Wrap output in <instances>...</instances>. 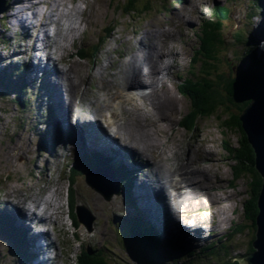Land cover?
Returning <instances> with one entry per match:
<instances>
[{
    "label": "rangeland",
    "instance_id": "1",
    "mask_svg": "<svg viewBox=\"0 0 264 264\" xmlns=\"http://www.w3.org/2000/svg\"><path fill=\"white\" fill-rule=\"evenodd\" d=\"M12 1L13 0H6L7 10L0 15V36L3 35L2 38L0 37V82H2L1 77L4 69L18 70V66L29 67L31 62L35 59L33 52L29 54V51H31L33 47L31 34H29V37H31L30 41L24 40L22 43L23 45L18 46V42H20L26 34L24 31L23 36L20 31L16 33V28L12 25L15 19L11 20L12 18H10V15L14 13L11 7L13 8L16 6L17 8L18 6V8H20L22 3L19 2L14 5ZM33 1L38 2L39 0ZM48 1L49 5L45 4L41 7L46 10V12H50L53 8L54 1L59 0ZM63 1L66 3V6L61 7L58 3L53 13L54 17L52 19L54 21H59V19L62 18L61 23L65 24L64 22H67L66 24H68L69 21L67 20L78 19L76 13H86V18H89V16L92 17L90 23L85 22V24L82 25L78 23L80 26V33L77 36L78 39L75 46L70 47L73 53H79L78 55L72 56L69 60L70 62L77 63L73 66L75 69L73 74H76L78 71L84 72V75L81 74L83 78L87 73L92 75V78H90L76 94V105L71 107V120L74 116L83 118L84 116L91 115L90 113L93 112V110L89 104L93 101L94 94L98 96L104 95L105 91L101 90L102 86L105 87L110 85L113 87V85H119L121 83L122 79L119 71L124 62H127L137 55L142 59L145 54H152L147 52V47L150 44L149 41H166L167 38L164 36V32L168 31L169 34H171L170 37L173 40H169L171 43L167 42L168 45L165 47V54L174 55L173 53L177 52L181 54V59L178 63L179 67L166 73L162 77V80H167L168 84H165L167 86L164 93L165 108L161 115L162 119L158 122L160 129H156L154 135V137L158 139L160 147V150L157 151L158 155L156 154V159L173 172H176L177 167H179L182 162H187L191 159L194 161L193 169L210 175L209 178L211 177L212 180L202 188V192L205 195L201 196L199 198L200 200L194 201L190 210L195 214L194 216H196V213L201 209H207L212 212L214 215V226L210 232L214 233V239L208 237L209 231L206 229L204 231L206 234L205 241L202 243L199 240H193L194 242H198V248L190 253V250H188L190 243L186 240L178 242L179 247L167 244L164 237H156L154 239L155 244L148 243V247L150 248H144V255H141L143 253L138 250L139 247L133 244L134 237L131 236V240L125 241L123 240L125 233L123 232L122 234L118 230V228H120L119 223H123L125 219L118 218L114 220L119 217L122 212H125L123 208V199L120 200V203L117 201V203L121 204L122 211H120L121 208H113V203L112 206L105 204V202L109 201V203H111L113 199L111 198V200L108 201L103 195L87 186L86 181L82 180L80 177H78L79 181L73 186L74 199L78 206L83 205L89 209L94 218V222L91 232L82 225H77V228L74 227V229H71L69 227L71 221L68 218L66 208L67 201L69 202V176L65 173V166L71 164L68 162L63 165V160L72 156L71 152L66 151V149L69 148L63 146L60 136H56V141H58L54 150L56 158L53 159V156L46 154L47 158L44 157L43 160L39 162V166L45 169L43 174L39 175L38 171L34 170L29 162V160L33 158L32 156L36 154V147L39 141L37 133L39 131H42V134L50 133L52 129L49 128L48 125L54 122V118L48 119L46 124L37 120L40 114L37 106L41 105L39 110L43 111L46 98L49 96L51 98L50 102L54 103L53 90L44 84V79L39 78V75L37 77H31L35 82H38L39 78V84L42 90L39 92L38 99H33L31 101L32 109H25L27 112H22V109H17L15 105L9 102V100L14 98V95L10 94V97L3 98V95L0 93V202L14 201L17 203L19 201L30 208L32 207L30 205L31 201L26 203L28 200L34 199L40 201L42 198H46L47 193L54 190L52 187L56 190L58 189L57 204L59 205L52 207V212L54 213L56 211V216L54 219L48 221L53 229V233L49 232L37 239L39 247L44 251L45 248L40 246V243L44 245L46 244L45 241H50L52 245H50L51 250L47 254V257L51 259L57 257L58 261L54 264H78V258L87 247L96 250L97 253H101L106 246L110 248V251L112 249L114 254L115 252L117 253V255L115 254L118 257V261L115 260L116 264H225L228 254H231L232 257H243L246 251L245 248L248 249L250 247V243H252L251 240L253 241L256 232L250 228L248 232L244 231V235L241 232L242 230H239L241 232L239 234L234 232L230 237L229 231L228 234L226 233L230 224L237 223L240 224L239 226L245 223L247 224L246 219L248 218H246L247 212L246 208L244 209V204L252 199L253 193L251 192L252 188L250 186H253V183L251 182L252 185H249V188L246 190H244V188H237L234 185L233 178L231 177L232 173L230 171V158L227 153H224L225 150L223 151L221 148V137H219L220 135L216 128L217 126H221L222 123L214 121L215 118L203 119L199 117L197 119V114H193V112L200 113L197 108L200 105L197 106L192 102L193 99L191 97L194 95L185 97L182 94V90L184 88V83L188 80H191V85L193 86L195 84L196 87L207 84V82L204 83V74L207 65L202 56H200L202 47V43L200 42L202 35L200 32L202 24L214 14L212 10L215 5H218V7L226 6L224 8H226L229 13L227 15V25L225 26H230L229 30L225 28L226 33L223 37L224 40L222 39L220 43L222 55L219 56L220 64H218L219 66L217 67L218 74L226 78L233 77L231 76L232 73H235L233 68L236 67V69H239L240 67L239 64L237 67L233 51L247 52L248 47L244 49V47L241 46V48L239 45L234 44L232 37L237 31H245L246 36L251 34L250 38L252 39V45L255 48L259 47V51L263 54L264 59V0H231L232 2H226V0H179L178 3L174 4L173 2L175 0H138V5L135 6L137 11L128 15L123 11L127 4L130 5L133 0ZM146 1L150 2V4L153 2V7H155L153 9L154 12L146 13V15L140 14L142 11L138 10L145 9L146 6H144V4ZM257 1L262 7L258 12L254 10L255 7L258 6H256ZM69 5H71V7H69ZM93 5L95 7L94 9L92 8ZM128 9L129 11L131 10L130 8ZM90 10L92 11L90 12ZM253 12L257 13V15H255V17H250ZM96 16L97 18H95ZM60 27L61 26L56 25L54 29L55 32L57 28ZM141 39H144L143 43L148 44L145 45V48L138 44ZM13 40H15V44ZM172 44H175L174 49H172ZM27 47H29V50ZM25 49V53L21 52ZM138 50L141 52H138ZM125 53L131 55L127 57L123 56ZM6 57H9V60H5ZM194 59L195 62L193 63L192 61ZM170 60L171 59H169L168 62H170ZM18 62L20 64H18ZM51 63L53 66H56L55 61ZM228 63H231L232 70H229ZM249 63L250 61L248 64ZM59 67H61V65ZM56 69L59 70L58 67ZM192 72L193 75L191 76ZM20 75L23 74L20 73ZM81 76L78 77V81L80 82ZM16 78L17 77L14 75L10 78L7 72L4 80L9 84L10 81H12L13 86H15V84H17L15 81ZM210 81L212 82V80ZM48 82L49 81H47V84ZM45 88L49 92L44 91L46 90ZM194 89L196 88L194 87ZM35 91L36 90L29 91V97H31ZM62 93L64 100L67 101L68 93L63 88ZM139 94L141 95L143 93ZM27 98L28 97L25 96V99ZM61 101H63V99H61ZM175 101L178 106H176ZM66 104V106H68V103ZM113 105L116 113H120L115 103H113ZM128 109L130 110V108ZM54 112L55 109L53 110V113ZM56 113L57 118L58 109H56ZM188 114L197 119V123L195 127L192 125L189 126L192 132L185 133V130L180 129V127L183 121H185L184 117ZM44 120H46L45 117L43 118V121ZM185 123H187V121H185ZM211 127L217 130L212 131ZM225 131L227 134H223V136L229 137L230 140L225 141V143L229 146H236L238 143L235 138L232 137L226 128ZM202 132H204V134ZM11 136H14L13 141L10 140ZM29 152L32 154L30 155ZM49 153H51L50 150ZM223 156L227 158L225 163L223 162ZM127 160L130 161L129 158H127ZM127 160H125L124 163L127 167L133 165L132 161H130L129 164L126 162ZM47 167L50 169L49 171H47ZM30 171L35 173V179L33 180H28ZM84 171L85 168L81 166L80 173ZM145 173L152 177V172L146 170ZM178 174L177 172L176 175ZM9 175L13 176V180H10L11 177ZM115 179H117V177L111 180L113 188L116 187V185H114ZM123 181L124 180H122V182ZM48 183L51 185L48 186ZM127 183H129L128 180ZM39 188L43 189L40 193L37 192ZM93 195L101 197V200L95 202V204L93 202L90 203L89 201H91ZM115 203L116 202H114V204ZM173 205L179 209H181L180 206H183L179 201L173 202ZM37 212L41 214L38 210ZM24 214L25 211L15 207L14 215H16L17 222L24 226L26 232L32 235V238L36 237L38 230L42 231L43 229L40 230L37 226L33 225V230L28 231L27 229L31 230L30 219H28L27 216L24 217ZM47 214L48 213L45 211L42 213L44 218L47 217ZM179 216L182 219L183 215L179 214ZM22 219H24V222ZM45 223L46 222H43L42 225ZM247 225H251L250 220ZM48 229L50 230V227H48ZM158 231L160 233L164 232L161 228H159ZM119 237L122 239L121 245L123 250H120L117 245ZM3 241L0 240V264H17V260L19 264H25V261H20L18 259L19 256L15 250H9L5 239H3ZM31 244L30 242V245ZM3 245H5V247ZM184 246H186V248ZM44 251L41 252L43 255H40L35 247L33 251H31V247H26L25 252L30 256V259L26 260V264L41 262L45 255ZM131 252L135 254L137 262L133 260ZM6 253L13 258H17V260L15 262H10L9 260L3 261L1 256ZM33 254L37 257L34 258ZM101 254L103 255V253Z\"/></svg>",
    "mask_w": 264,
    "mask_h": 264
},
{
    "label": "bare ground",
    "instance_id": "2",
    "mask_svg": "<svg viewBox=\"0 0 264 264\" xmlns=\"http://www.w3.org/2000/svg\"><path fill=\"white\" fill-rule=\"evenodd\" d=\"M12 2L14 5L21 2L23 6H20V8H18V6L17 8L16 6L13 8L11 7V10L14 11V13L10 15L12 19H19L22 14H29L32 11L33 15L41 17V24L35 27L36 30H47L51 25L61 26L57 28L55 35H46L42 45L43 48L47 47L57 52L59 54V59L56 61L53 60L54 53L47 62L37 63L36 59H34L31 69L35 76H37L41 70L46 71L44 84L53 90V99L56 104V109H58V117L55 120V124H53L54 134L60 136L63 146L73 151L74 163L79 164L76 158L77 153L75 148H79L80 145L84 148H98L107 153H113L117 158H129V160L133 162L134 170H132L130 166L129 168L126 166L124 170L129 175H132L129 181L135 186L134 193L138 202L151 214L159 218L161 222L165 223L168 228L173 229L177 233V237H183L187 240H199L203 243L205 241V233L200 229L201 227H207L209 231L212 230L214 226V215L212 212L207 209L199 210L196 216H192L190 219L194 220L195 223L194 227L191 228L193 230H188L175 226V221L177 222L178 219L174 221L170 207L173 205V202L179 201L183 205L180 206V214L186 215L189 212L193 213L190 208L193 206L194 201L200 200L199 198L205 195L202 192V188L211 181L212 178H209L210 175L207 173L204 174V172L193 169L194 161L191 159L190 161L182 162L181 165L177 167L176 172L169 170L156 159V154L158 153L157 151L160 150V147L159 141L154 135L155 130L160 129L158 122L162 119L161 115L165 108L164 93L167 87L165 84H168L167 80H162V77L166 73L179 67L178 63L181 59V54L177 52L173 53L174 55L165 54V47L169 42L171 43L169 40H173L170 37L171 34L166 31L164 32V36L167 38L166 41L158 42L150 40L149 45L143 43L144 39H141L139 42L142 43L138 42V44L143 48H145V45H148L147 52L152 54H145L142 59L137 55L127 62H124L119 71L122 79L121 83L119 85L115 84L113 87L110 85L105 87L102 86L101 90L105 91L103 96H98L97 94L93 95V101L89 104L93 112L90 114L96 117L84 116L83 118H78V123L72 126L69 118L71 115V107L76 105V94L85 83L92 78V75L87 73L83 78L81 74L84 75V72L78 71L76 74H73L75 70L73 66L77 63L70 62L69 60L72 56L78 55L79 53H73L70 47L75 46L78 39L77 36L80 33V26L78 23H81V25L85 24V22L90 23L92 17L89 16V18H86V13H76L78 19L67 20L69 21V25L65 26L67 22L62 24V18H60L59 21H54L52 19L58 3L61 7L66 6L63 0L54 1L53 8L50 12L38 11V8L42 7V5H49L48 0H39L38 2H34L33 0H13ZM92 8H95L94 5ZM91 11L92 10H90V12ZM31 16L32 15H30V17ZM95 18H97V16ZM30 19L32 20L33 18ZM29 27L30 26L23 25L22 29L26 34L23 38L27 41L31 40V37H29V34H31ZM2 36L0 37L2 38ZM70 43H72V45H70ZM174 45L175 44H172V49H174ZM21 52L25 53L26 49ZM138 52L141 51L138 50ZM130 55L129 53L123 54V56L126 57ZM169 59H171L170 62H168ZM53 61H55L56 66H53L51 63ZM57 64L59 66L61 65V67ZM57 67L59 70L56 69ZM79 76H81V82L78 81ZM160 76L161 79L159 81ZM47 81H49L48 84ZM62 88L68 93L69 100L67 102L63 99ZM45 91H47V89ZM139 93L143 94L140 95ZM61 99H63V101H61ZM66 103H68V106H66ZM113 103L118 107L120 113H116ZM176 106H178V104H176ZM128 108H130V110ZM224 124L228 125L226 123ZM65 127H68V130L73 135L72 137L62 136ZM55 143L57 145L58 141H55ZM121 162L122 161H119V163ZM80 163L83 164L81 166L85 168V171L80 173L83 175H80L81 178L95 184L102 183L107 186L111 185L112 175L108 167L97 170V166L92 164V162L84 165V160L82 158L80 159ZM76 168H78L77 165ZM49 170L50 169L47 167V171ZM146 170L152 172V177L145 173ZM134 171L138 173L142 172L141 176L135 178L138 176V173ZM177 172L179 173L178 175H176ZM51 194L52 195L45 200L46 205L50 207L59 205L57 204V194L54 192ZM100 200L101 197L93 195V198L89 202L95 204V202H99ZM120 200H122V198L115 197L111 203H109V201L105 202V204L112 206L113 203V208L118 207L121 208L120 211H122V206L119 204ZM117 201L119 203H117ZM114 202L116 203L114 204ZM15 207L25 211L24 217L27 216V218L30 219L31 230L27 229L28 231L33 230L32 226L35 223L51 220L53 216H55L54 214H50L47 218H39L35 216V214L31 215L28 213L23 204L19 201L17 203L14 201L0 202V209L5 208L7 211L13 212V214L15 213ZM75 209L80 213L81 218L85 222H91L93 225L94 218L86 206L77 205ZM122 213L119 218L123 216ZM175 218H177V216ZM22 221L24 222V219H22ZM15 222H17V218H15ZM186 222H188V220ZM181 226L183 227V225ZM212 234L214 236V233ZM39 237L40 236L37 238ZM54 261H58V258Z\"/></svg>",
    "mask_w": 264,
    "mask_h": 264
},
{
    "label": "trees",
    "instance_id": "3",
    "mask_svg": "<svg viewBox=\"0 0 264 264\" xmlns=\"http://www.w3.org/2000/svg\"><path fill=\"white\" fill-rule=\"evenodd\" d=\"M136 2L137 0H133L132 3L130 5L127 4V6L132 7ZM226 2L232 1L226 0ZM256 6L260 7L258 1L256 3ZM257 7H255L254 9L256 12H258ZM124 12L126 13V9H124ZM228 13L229 11H227L224 7L216 8L214 10V14L205 22V24L201 28L200 33L202 37L200 39V42L202 43V47L200 56H202L204 62L207 65V68L205 69L206 72L204 74V83L207 82V84L196 87L195 84L193 86L191 85V80H188L184 84L182 94L185 97H191L194 95L193 97H191L193 99L192 102L197 106L200 105L199 107H197L199 109L198 111L200 112L197 113L199 117L211 118L217 116V119L220 120L222 118L219 113L226 116L229 115L231 118V120L229 121L230 128L236 129L237 127L238 131L240 132L241 124L239 118L240 116H243L245 114V111L248 109L249 105L256 106L257 116L259 117L260 121L264 123V73L262 71L261 65L257 64V52L256 48L252 45V39L250 38L251 34L246 36L245 31H239L233 34L232 38L234 40V44L239 45V47L242 46L244 47V49L248 47L246 53L241 51L235 52V50L233 51L237 67L238 64L240 67L236 73H232L231 76L233 77L230 78H226L225 76H220L218 74L217 67L219 66L218 64H220L219 56L222 55L220 43L225 36L226 30L230 29V26H225L227 25L226 21L228 18ZM256 14L257 13L253 12L250 17H255ZM225 28L227 29L225 30ZM249 61L250 63L248 64ZM192 62L194 63L195 59ZM228 66L229 70H232L231 63H228ZM192 75L193 72L191 76ZM210 80H212V82ZM194 87L196 89H194ZM6 91L7 89L4 90V92ZM4 95L6 96L5 93ZM190 121L191 125L194 127L196 125V119L192 117ZM245 152L247 153L246 150ZM249 156H251L253 159L252 154L249 153ZM253 161L254 160H252V163ZM252 165H254V163ZM76 174L77 177L80 178L81 176H83L80 174L79 170L76 171ZM255 174L256 176L253 180V186L251 187V192L253 193L252 199L253 197L254 199H251V201L249 200L246 204H244V209L246 208L247 212L246 218H248L246 219V221L248 224V221L250 220L251 225H247L245 223L241 226H238V229H234V232L236 234L242 232L244 235V231L248 232L250 228H252V230H254L255 232L257 231L256 222L259 214L258 197L262 189L263 180L258 173ZM10 177V180H13V176L11 175ZM77 177H75V179ZM75 207L76 205L75 203H73L71 205V209L74 210ZM8 223L9 222L7 220H0V236L4 235L11 240H16V246L19 245L17 247V250L24 251V241H21V239H23L22 236L19 235V232L17 233L18 236H15L12 232V224L10 225ZM124 225L125 223H123L120 228H118V230L122 234L127 230ZM137 228L139 229L138 225ZM239 230L242 231L240 232ZM125 235L124 238L126 240H131L130 237L132 235L130 234V232L125 233ZM256 239L257 237L254 236L253 241L251 240L252 243H250V249L245 248L246 251L244 257L250 256L256 252L253 247ZM142 240H145V238L143 237ZM133 244H136L139 247L138 250L141 253L144 252V248H150L148 247L149 245L147 242L143 243L137 241L136 239H134ZM102 251L103 252L101 253H103V255L101 253H97L96 250L87 247V249L83 251L81 256L78 258V264H116L115 260H117L118 257L116 256V253V255L113 253L114 251L112 249L110 251V248H107L106 246ZM23 255H25V251L23 252ZM141 255H144V253ZM225 264H240V262L237 258L232 257L231 254H228Z\"/></svg>",
    "mask_w": 264,
    "mask_h": 264
},
{
    "label": "water",
    "instance_id": "4",
    "mask_svg": "<svg viewBox=\"0 0 264 264\" xmlns=\"http://www.w3.org/2000/svg\"><path fill=\"white\" fill-rule=\"evenodd\" d=\"M137 5L138 2H136V5L134 4L132 7L130 6L131 11H129V9H127L128 6H126L125 14L128 15L137 11L135 8V6ZM144 6H146L144 10H138V11H142L140 12V14L146 15V13L154 12L153 9L155 7H153V2H151L150 4V2L146 1ZM6 10H7L6 0H0V15L6 12ZM193 114H197V113L193 112ZM219 115L222 118L220 120L217 119V116L211 118H203V119L215 118L214 121L222 123L221 126L216 127L218 130L214 127L211 128L212 131L217 130L219 132L220 135L219 137H221V142H222L220 144L221 148L223 151L225 150L224 153H227L229 155L228 157L230 158L229 162L231 168L230 171L232 173L231 177L233 178L234 185L237 188L240 189L244 188V190H246L247 188H249V185H252L253 180L256 176L255 175L256 172L261 176L263 180L262 189L258 197L259 214L256 222L257 231L255 233L257 239L253 244L254 250L256 252L247 257L243 256V257H235V258L239 260L240 264H264V123H262L259 117L257 116L256 106L254 105L249 106L248 109L245 111V114L243 116H240L239 118L241 124L240 132L238 131L237 127L236 129L230 128L229 121L231 120V118L229 115L226 116V115H222L221 113H219ZM184 118L185 121H187V123L183 121L181 126L182 128L180 127V129L185 130V133H190L192 132V129L189 127L191 126L190 120L192 116L188 114ZM196 118L198 119L199 116L196 115ZM197 119H196V123H197ZM224 123H227L228 125H225ZM224 126L228 130V132L232 135V137H234L235 140L237 141L238 144L236 146L234 145L229 146L225 143V141H230V140L229 137L223 136V134L224 135L227 134ZM202 133L204 134V132ZM245 150L247 151V153L245 152ZM249 153L253 155V159L251 156H249ZM225 156H223L224 163L227 160ZM252 160H254L253 161L254 165H252L253 164ZM112 184L113 183L111 182V185L107 186L108 189L111 190L112 192L113 191L116 193L119 192L120 190L119 185L117 184L116 187L113 188ZM87 185L92 187L96 192L103 195L105 198H107V200L111 199L112 193L108 194L106 189L103 188L101 185H99V183L95 184L93 182L87 181ZM77 217L81 224L85 225L89 230L92 229V223L85 222L81 218L79 212H77Z\"/></svg>",
    "mask_w": 264,
    "mask_h": 264
},
{
    "label": "clouds",
    "instance_id": "5",
    "mask_svg": "<svg viewBox=\"0 0 264 264\" xmlns=\"http://www.w3.org/2000/svg\"><path fill=\"white\" fill-rule=\"evenodd\" d=\"M69 7H71V5H69Z\"/></svg>",
    "mask_w": 264,
    "mask_h": 264
}]
</instances>
